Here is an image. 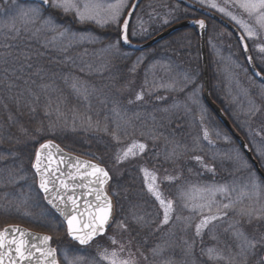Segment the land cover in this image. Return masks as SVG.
Masks as SVG:
<instances>
[{
  "label": "trees",
  "instance_id": "obj_1",
  "mask_svg": "<svg viewBox=\"0 0 264 264\" xmlns=\"http://www.w3.org/2000/svg\"><path fill=\"white\" fill-rule=\"evenodd\" d=\"M151 1L155 0H147ZM17 6L26 8L31 5L15 0L0 2V231L9 225L24 226L51 235L55 247L59 243L70 241L66 240L68 236L65 225L48 208L37 188L32 166L39 146L46 141H54L65 150L92 160H98L100 156L106 157V160L100 163L108 166L114 163L110 161L117 147L116 142L112 141L114 137L122 145L133 141L146 143L150 151L146 155V161L159 156L160 163L173 164L169 162V146L180 141L181 137L176 134L189 131L196 137L198 128L205 126L201 122L192 124L190 120L189 129L182 128L180 124H176L178 122H175L173 117L171 123L167 115L170 114V101L162 99L159 93L151 90L150 81L149 86L146 84L145 73L150 67L164 63L175 68L179 74H189L194 80L190 88H194L203 81L200 41L193 30L186 29L145 52L134 53L124 51L120 47L115 48L118 51H105L110 44H117L119 32L113 33L108 28H101L92 23L80 24L75 18L60 11L52 12L55 21L62 28L76 33L77 38L52 41L54 33H36L39 22L35 25H25L19 18H10L18 13ZM182 14L181 20L191 18L184 12ZM209 27L207 41L213 27L224 30L211 21ZM227 41L236 42L239 46L233 36L227 38ZM207 48L212 97L226 112L234 126L244 134L240 124L244 119L243 113L237 114L241 120L232 117L224 100L214 90L215 77L208 42ZM252 54L258 69L264 74V69L259 66L253 51ZM241 56L244 57L242 53ZM244 63L248 70L245 61ZM138 73L145 80V85L136 80L140 77H135ZM247 74L250 77L249 71ZM76 89L82 92L86 89L87 99ZM138 95L143 98L138 100ZM257 102L260 103L259 100ZM89 119L94 126L92 128L98 129L97 134L78 125H89ZM204 123L208 125L207 121ZM60 125L65 127L59 128ZM216 125L220 129L223 128L214 120L211 129ZM105 127L107 131L104 130ZM195 140L189 144L192 149L197 145ZM207 144L203 146L204 153L213 154L217 146L213 151L212 145ZM188 158L190 161L189 156ZM140 165V160L128 163L112 176L109 191L114 199L115 215L110 229L114 228L116 222H120L121 217L125 216V220H128V216L134 215V211L150 208L149 218L142 220L138 227L141 229L140 225H146V230L143 227L142 233L145 240H150L151 248L161 247L160 242L157 243L159 233L148 230L149 224L159 222V216L157 218L153 215V210L157 211V205L150 202L143 181L140 183ZM167 167L170 169L173 166ZM200 168L201 166L193 161L190 169L192 173L186 175L192 186L203 185ZM129 183L131 185L127 188L125 185ZM119 212L121 214H118ZM131 226L136 232L137 226ZM190 240L192 251L194 249L191 261L201 264L200 260L207 259L198 258L200 252L195 246L197 239L193 231L190 233ZM58 253H61L60 250ZM60 261L64 264L61 255Z\"/></svg>",
  "mask_w": 264,
  "mask_h": 264
},
{
  "label": "rangeland",
  "instance_id": "obj_2",
  "mask_svg": "<svg viewBox=\"0 0 264 264\" xmlns=\"http://www.w3.org/2000/svg\"><path fill=\"white\" fill-rule=\"evenodd\" d=\"M133 1L134 0H128L129 7L123 10L124 14L120 18L121 22L119 25H113L111 23L105 26L95 25L101 28H108L113 33H120L121 24ZM191 1L200 5L196 0ZM97 2L112 4L116 3L117 0H97ZM216 3L220 6H226L229 11H232L238 17L247 21L250 26L257 27L258 31H260L258 25L238 7H232L230 3L225 5V0H216ZM202 7L224 17L237 26L249 42L259 66L264 69V63H261V60L258 59V57H264V53H260L258 48V46L264 45V31H261L258 39H248L241 27L229 17L223 15L216 9L207 6ZM182 12L188 15V17H198L197 13L190 11L185 12L179 5L170 0L144 2L137 11L131 24V39L146 41L152 38L164 29L177 23L181 19V15H183ZM67 16L74 18L72 15ZM10 18H18V13L11 15ZM165 20L169 22L164 23ZM230 37L227 31L213 27L210 38L207 41L212 56V69L215 77L214 90L218 96L222 97L226 103V109L232 117L241 120L239 116L237 117V114L240 112L243 113L244 119L240 124L257 157V147L264 148V87L252 79L251 76H248L244 60L241 56V48L236 42H228L227 38ZM254 46L257 47L254 48ZM116 47H120L119 41ZM112 50L118 51V49L115 48ZM145 75L146 84L149 86L150 81L151 90L154 93H159L162 99H168L170 101L169 110L171 112L169 111L170 114L167 115L171 123L174 118L175 122H178L176 124H180L182 128H188L190 120L192 124L201 122L203 126H205L204 128L201 127V129L199 126V128L197 127L199 130L198 133H196V137H193L189 131L186 133L181 131L183 133L176 134L181 138L179 142H174L169 146L171 148L169 156H171L170 158L172 159H170L169 162L173 163L171 165H168L167 162H165L166 164L160 163L158 161V159H160L159 156H154V158L147 159L146 161V155L150 151L149 146L144 142L133 141L130 144L122 145V143H119V141L112 137V141H115L117 144V147H115L116 153L110 160L114 163L103 166L110 172L111 176H114L118 170L123 169L124 165L134 163L138 160L141 161L139 169L141 175L140 183L143 181L144 188L147 192L146 195L150 202L157 205V211L153 210V215L157 218L159 216V222L149 224L148 230L149 232H155V234L159 233L157 243L160 242L161 247L157 246L156 248H151L149 246L150 240H145L142 233L143 227L144 230H146V225H140V227H142L140 229L138 227L139 223L136 222L137 217H142L143 221L149 218L151 209L147 208L134 211L135 216L133 214L129 215L127 218L128 220H125V216L123 217L124 219L120 216V222H116L114 228L110 229L111 232H109L105 238L102 237L97 243H94L88 248H77L70 239L66 237L68 238L66 240L70 241V243L63 242L55 246V248L61 252L59 255L62 256L63 263L65 264L64 256L67 254L69 260H72L75 256H83L85 262L95 259L97 264H108V261L101 260L99 256L100 253L107 249L108 252L115 251L118 259L127 260L129 264H196L194 261H191L192 253L194 255V249L192 251L191 248V252H189V245L192 246L190 233L193 231V235L197 239L195 246L200 252L198 258L200 259L203 257L207 259L206 261L200 260L201 264H263L264 245L257 244L254 250H249L245 247L243 249L244 256H241V248L239 245L243 243V240L238 239L234 235V232L239 229L242 230L249 239L260 240L264 237V219H252L251 223H249V218L247 216L237 215L235 210H221V218L212 221L208 227L204 228L201 234L197 236L196 225L200 223L202 215L192 211L190 207H183V203L180 199L179 190L181 188L188 190L189 187L192 186L186 175L192 173L190 169L192 168L193 161L201 166L199 171L200 178L203 181L202 187L210 184H227L230 187L233 185L242 187L248 181V172L242 169L237 170L234 168L232 162L227 159V155L232 149H238L232 139L226 135V133H222L217 125L215 128L211 129V125H214V121L202 99L203 82L199 83L194 88H190L193 83H185L184 73L179 74L175 68L164 63H159L150 67ZM137 76L140 77L136 78V80L145 85V80L141 77V74L138 73L135 77ZM194 90L197 91L193 96L192 93ZM129 93L131 96L133 95L132 92H128V94ZM257 100H259V104ZM176 115L178 116L177 119L175 118ZM179 118L182 120L178 121ZM204 121H207L208 125L205 124ZM78 125H80L82 129L84 128L97 134L98 129L92 128L94 127L93 125L89 126L82 123H78ZM62 127L65 126H59V128ZM59 131L61 132V130ZM205 131L208 133L207 140L204 139ZM225 137H227V139H225ZM193 139H196L195 143L197 145L192 149L189 144H191ZM207 143L212 145L211 150L213 151H215L214 147L217 146V152L215 151L213 154L210 152L208 154L204 153L203 146ZM139 144L146 145L142 152L138 148ZM134 145H136V147H134ZM130 148L136 155H129L127 159H120L118 161L117 157H123L124 152ZM188 156L191 159L190 161ZM196 156L202 157L203 164L208 165L210 168H214L215 172L208 171L200 162L192 158ZM213 157H215V159H213ZM105 160L106 157L100 156V159L94 161L101 164L100 161L103 162ZM260 163L264 167V163L261 161ZM165 165L173 167L169 169ZM144 169H147L149 174H155L156 185L158 186V191L162 198L166 201L171 200L173 202L174 211L170 213L171 219L168 224H162L163 209L153 194L148 191V183L151 181L150 179L146 181ZM168 177H172L173 179L169 180L167 179ZM130 179L131 178H129V180ZM184 179L186 181H184ZM130 185L129 183L125 186L128 188ZM231 195L234 197L236 194L232 193ZM216 200L224 203L227 202V200L219 194H217ZM240 207H250L256 212H261L264 210V193L261 194L259 201L255 199H245L242 204L237 205V209ZM223 211H227V215H223ZM118 214H121V212ZM215 214H217V209L215 207L212 209V212L209 213L206 211L203 213V215ZM177 216L180 217L179 220L176 219ZM131 225L137 226L136 232L132 229ZM110 238H114L115 243H113ZM153 249L157 250L156 253L153 252ZM209 249L215 250L216 253L228 257V259H211L208 254Z\"/></svg>",
  "mask_w": 264,
  "mask_h": 264
},
{
  "label": "snow or ice",
  "instance_id": "obj_3",
  "mask_svg": "<svg viewBox=\"0 0 264 264\" xmlns=\"http://www.w3.org/2000/svg\"><path fill=\"white\" fill-rule=\"evenodd\" d=\"M196 2L202 6L216 9L223 15L229 17L241 27L248 39H258L261 31H264V0H225V5L230 3L232 7H238L246 13L248 17L258 25L260 31H258L257 27L250 26L247 21L238 17L232 11H229L226 6L218 5L216 0H196ZM127 7H129L128 0H117L116 3L112 4H102L97 2V0H39L38 3L26 8L17 6V12L18 18L25 25H35L39 22L40 26L36 29V33L40 31L54 33L52 41H55L65 38L75 40L77 34L72 33L68 28H62L55 21L52 12L60 11L64 15H72L80 24L94 23L105 26L108 23L119 25L121 22L120 18L124 14L123 10ZM131 7L134 10L136 6L132 5ZM129 15H131V13H129ZM168 22V20L164 21V23ZM196 23L201 29L205 28L204 20L196 21ZM12 27L14 28V24ZM16 31L18 32L19 30L17 29ZM121 38L124 42H128L127 19H125L122 24ZM244 39L245 36H241V40ZM52 41L49 42L51 43ZM247 47L245 43L244 49L247 50ZM255 47L257 46H254V48ZM114 48H116V43L110 44L109 48L105 49V51ZM258 48L260 53H264V45H260ZM247 59L251 62V55H249ZM258 59L261 60V63H264V57H258ZM257 75H260V73L258 72ZM184 81L186 84L194 83L193 78L187 73H184ZM76 91L84 95V98L87 99L86 89H84L83 92L80 89H76ZM196 91L197 90L193 91V96L196 94ZM142 98V95L137 96L138 100ZM89 126H91L90 119ZM104 130L107 131V127H105ZM204 139H208L207 131L204 133ZM225 139H227V137H225ZM134 147H136V145H134ZM145 147L146 145L144 144L138 145L141 152ZM50 148H55L57 152L60 151L58 146L52 145L51 142L41 145L42 150L47 151ZM256 153L259 160L264 163V148L257 147ZM129 155H136V153L130 148L124 152L123 157L118 156L117 160L127 159ZM51 158L52 153L50 151L48 152V159L43 162L40 153L38 152L36 155L34 168L40 178L39 187L44 193L52 194L48 202L62 215L71 239L78 242L81 246H87L96 236L105 231L106 225L111 217L112 203L102 189L103 184L110 178L109 174L104 168L93 164H87L80 160H76V163L73 165V167L76 168L75 173L71 171L61 172L59 164L64 163V159L61 158L55 168V172H60L61 176H55L50 163ZM194 159L200 162L208 171L215 172L214 168H210L208 165L203 164L202 157L196 156ZM213 159H215V157H213ZM227 159L232 162L234 168L237 170L242 169L248 172V181L242 187L236 185L230 187L227 184H210L203 187L190 186L188 190H184L183 188L179 190L183 207H190L192 211L202 215L200 223L196 225L197 236H199L201 231L207 228L212 221L221 218V210H235L237 215L247 216L249 218V223H251L252 219H264V210L256 212L250 207H240L237 209V205L242 204L245 199L260 200L261 194L264 193V180H261L253 171L251 163L239 149H232L227 155ZM80 166L90 169V171L86 172V175L95 177L94 180L89 181V184L99 186L90 189L87 193L81 194L95 197L94 201H88L86 206H83V210L80 201L77 199L76 190L78 188H86L88 185L84 183V178L80 175ZM143 171L146 181L149 179L151 181L148 183V191L153 194L163 209L162 224H168L171 219L170 213L174 211L173 202L171 200L166 201L162 198L158 191V186L156 185L155 174H149L147 169ZM167 179L172 180L173 178L168 177ZM232 193L236 195L233 197L231 195ZM217 194L225 198L227 202L217 201ZM54 201H58V203H54ZM214 207L217 209V214L203 215L206 211L209 213L212 212ZM223 215H227V211H223ZM176 219L179 220L180 217L177 216ZM142 220V217L136 218L137 223H141ZM234 235L238 239L243 240V243L239 245L241 248V256H244L243 249L245 247L249 250H254L257 244L264 245V237L260 240L249 239L245 233L239 229L234 232ZM51 239L52 238L47 235L37 237L20 228L5 229L3 232H0V264H4L6 255L8 256L9 264H23L24 261H31L34 257L36 264H42V262L43 264H59L56 249L48 246ZM110 239L115 243L114 238ZM37 241L44 246H38L36 243ZM191 248L192 246L189 245V252H191ZM156 251V249H153L154 253H156ZM37 253H39L38 256L36 255ZM208 254L211 259H228V257L216 253L213 249H209ZM99 256L101 260L108 261V264H129L127 260L118 259L115 251L108 252V250L105 249ZM64 260L65 264H97L95 259L85 262L83 256H75L72 260H69L67 254H65Z\"/></svg>",
  "mask_w": 264,
  "mask_h": 264
},
{
  "label": "water",
  "instance_id": "obj_4",
  "mask_svg": "<svg viewBox=\"0 0 264 264\" xmlns=\"http://www.w3.org/2000/svg\"><path fill=\"white\" fill-rule=\"evenodd\" d=\"M19 1L29 2V3H38L39 2V0H19ZM144 1H146V0H134L132 5L136 6L135 9L133 10L132 7H131L129 9L127 15H126L125 19L128 20V37H129V28H130V24L132 22V19L135 16V14L137 13L139 7L143 4ZM174 1L177 2L178 4H180L181 6H183V7L187 8V9H190V10L200 14L203 17H206V18H209V19L213 20L214 22L218 23L219 25H221L222 27L227 29L229 32H231L236 37V39L238 40V42H239V44H240V46H241V48L243 50V53L245 55L246 61L248 63V66L250 68V71H251L253 77L257 81H259L260 83L264 84V75L261 74L258 71V69L256 68V65H255V63L253 61V58H252L251 62L247 59V57L249 55H251L250 50H249L248 47H247V50L244 49V44L245 43L247 44V42H246L245 39L241 40L242 34L239 32V30L234 25H232L230 22L226 21L225 19L221 18L217 14H215V13H213V12L207 10V9H204V8L200 7V6L194 4L193 2H191L189 0H174ZM129 13H131V15H129ZM199 20H203V19L186 20V21H181L179 23H176L175 25H173L170 28L164 30L160 34L156 35L154 38H152L149 41H147L145 43H142V44L133 43L130 39H128V42H124L122 40V38H121V30H122V26H121V29H120L121 46L124 49H126V50H132V51L141 52V51L148 50V49H151V48L157 46L158 44H160L161 42H163L164 40H166L167 38H169L170 36L174 35L175 33L179 32V31H182V30H185V29H192L196 33L198 38L200 39V54H201V62H202V70H203V82H204V100H205L206 104L209 106V108L218 117L220 122L227 128V130L231 133V135L234 137V139L239 143L241 149L243 150L244 154L246 155L248 160L251 162V164L255 168L257 174L259 175V177L262 180H264V172L261 169L258 161L253 156L252 152L248 148L245 140L236 131V129L231 124L230 120L228 119V117L226 116L224 111L213 101V99L211 97L209 62H208L207 41H206L209 28H208L207 22L204 20L205 28L201 29L199 27V25L196 23V21H199ZM258 72L260 73V75H257ZM48 142H51L52 145L58 146L60 151L57 152L55 150V148H50L49 150L45 151V150H42L41 147H40L39 150L37 151V153L38 152L40 153L42 162L48 159V152L49 151L52 153V158H51L50 163L52 165L53 172H54L55 176H61L60 172H55L56 165H57V163L59 162V160L61 158L64 159V163L63 164H59L61 172L71 171V172L75 173L76 172V168L73 167V165L76 163V160L84 161L87 164H93V165H97V166H99L101 168H104L103 166H100L99 164H97V163H95L93 161H90L88 159L81 158L79 156H76L74 154L66 152L57 143H55L53 141H48ZM48 142H46V143H48ZM46 143H44V144H46ZM33 169H34V171H35V173L37 175V178H38V188H39L40 192L42 193L43 197L45 198V201H46L47 205L62 219V221L66 225V222L63 220V217L60 214V212L57 211V209L55 207H53L52 204H49V202H48V200L51 198L52 194H46V193L43 192V190L40 189V187H39V183H40L39 175L37 174L34 166H33ZM104 169L106 170V168H104ZM88 171H90V169H86L85 167L80 166V175L83 176L84 183L88 185V187H86V188H78L76 190V196H77V199L80 201V203L82 205V210H83V206H86V203L88 201H94L95 197L94 196H89V195H81V194L82 193H87L92 188L99 187L98 185H95V184H89V181L90 180H94L95 177L86 175V172H88ZM108 174H109V172H108ZM109 177H110V174H109ZM110 181H111V177L107 180L106 183L103 184L102 189H103V192L106 193V195L109 197V199L111 200V203H112V199H111V197L109 196V194L107 193V190H106V187L110 183ZM50 187H51V185H50ZM54 203H58V201H54ZM112 209H113V203H112ZM111 216H112V212H111ZM110 219H111V217H110ZM110 219H109V221H110ZM107 225H106L105 231L103 233H101L100 235L96 236L90 242L89 245H91L95 240H97L98 238H100L101 236H103L106 233ZM66 227H67V225H66ZM10 228H20V229H23L27 233L34 234L37 237H42V236L47 235V234H42V233H37V232L31 231V230H29V229H27L25 227H21V226H9V227H6L5 229H10ZM5 229H3L0 232H3ZM47 236H49V235H47ZM70 239H71V237H70ZM72 241L78 244V242H76L74 240H72ZM36 243L40 247L44 246V245L40 244L38 241ZM89 245H87V246H89ZM48 246L52 248V239L49 242ZM83 247H86V246H83ZM36 255L38 256L39 253H37ZM57 259H58V256H57ZM4 264H9L7 255L4 258ZM23 264H36L35 257L31 261H24ZM42 264H43V262H42Z\"/></svg>",
  "mask_w": 264,
  "mask_h": 264
}]
</instances>
